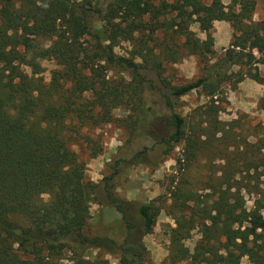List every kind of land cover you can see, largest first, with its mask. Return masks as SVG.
<instances>
[{
  "label": "trees",
  "instance_id": "trees-1",
  "mask_svg": "<svg viewBox=\"0 0 264 264\" xmlns=\"http://www.w3.org/2000/svg\"><path fill=\"white\" fill-rule=\"evenodd\" d=\"M92 1L0 0V264H55L63 260L69 264H151L143 238L152 232L160 210L151 201L124 200L116 192L118 175L139 164L133 161L140 154H135L133 161L116 159L108 166L109 173L94 183L86 179L85 164L74 147L80 149L83 143L91 146L90 134L112 122L113 111L121 107L134 115L130 134L136 137L138 125L143 128L148 124L145 96L151 93L159 97L169 114L160 124L155 116L148 130H143L153 140L151 151L156 154L154 161L144 164L156 167L180 142L184 143L186 160H191L200 152L202 139L223 131L215 117L220 110L205 105L202 122L189 125L185 117L173 112L178 100L197 90H207L212 98L216 88L213 77L224 78L233 65L247 67L263 61L264 19L253 20L255 0H228L227 5L222 0L209 4L203 0H96L94 5ZM156 5L180 19L168 25L167 31L172 29L189 38L188 25L198 23L206 39L184 42L190 51L198 47L212 54L213 23L230 24V49L211 66L210 77L171 85L159 63L139 67L113 53L112 44L128 40L140 27L139 20L152 15ZM98 20L104 38L93 28ZM152 27L162 29L164 21ZM81 36L92 40L89 52L122 67L132 80L110 81L102 76L101 67L84 64L86 49ZM45 39L50 44L43 47ZM103 41L109 43L103 45ZM43 60H53L61 68L51 73L47 84L41 77ZM244 76L264 86V77ZM257 108L264 112V96ZM258 160L259 164L247 165V175L250 170L254 175L259 167L264 170V155ZM261 176L264 173L255 178ZM256 188L235 181V185L217 191L203 209H198L195 195L188 194L186 202L178 205L179 218H173L167 264H241L244 257L249 264H264L261 208L247 210L242 194H256ZM174 190L173 203L180 198L182 187L176 185ZM44 194L50 196L47 203L40 201ZM92 203L111 207L120 215V242L84 234ZM14 216L23 223L12 221ZM196 228L201 238L190 251L183 242ZM92 252L96 255L90 260ZM104 255L119 258L112 263Z\"/></svg>",
  "mask_w": 264,
  "mask_h": 264
},
{
  "label": "rangeland",
  "instance_id": "rangeland-1",
  "mask_svg": "<svg viewBox=\"0 0 264 264\" xmlns=\"http://www.w3.org/2000/svg\"><path fill=\"white\" fill-rule=\"evenodd\" d=\"M95 1H92L93 5ZM210 1L203 0L205 4H209ZM222 2L225 5L229 3L228 0H222ZM255 2L253 20L258 21L264 19V0H255ZM156 3L158 4V2ZM155 15L161 16L158 17V20H153ZM163 21L162 29L152 27H156V23L161 24ZM179 21L178 17L166 14L156 5L152 15L144 16L139 20L140 27L128 40H117L112 44V51L117 56L132 60L139 67H153L159 63L163 77H166L171 85H181L198 78L210 77L211 66L216 65L217 60L230 49L232 39L230 24L223 21L213 23L210 34L214 40L217 39L216 50L210 47V50L213 51L212 54H206L198 47H192L190 51L189 48L183 46V43L190 39L199 42L205 41L206 36L200 31L198 23L193 21L188 25L189 38L183 35L179 36L174 33L175 30H166L168 25ZM101 27V21L94 22L93 28L96 31L99 30L100 37L104 38V33L100 30ZM80 42L86 49L82 60L84 64L88 63V67H101L102 76L110 81L129 82L132 80L133 76L122 67L117 64H108L104 59L89 52L93 43L89 37L81 36ZM108 43L103 41L102 44L107 45ZM49 44L50 40L41 41L43 47ZM206 45L207 43L201 46ZM255 57L259 58V55L255 53ZM262 60L261 63L247 67L233 65L229 74L224 78L213 77L212 80L216 82V88L213 90L215 96L212 98L207 96V90H197L178 100L173 112L185 117L189 125L202 122L205 105L212 104L215 105L213 106L216 107L215 110H220L214 115L221 123L223 131L215 136L211 135L206 140L202 139L200 152H197L191 160H186L184 143L180 142L174 144L163 155L156 167H148L144 164L154 161L156 154L151 151L153 140L146 137L143 130H148L149 121L155 116L158 117L159 121L157 122L160 124L169 114L159 97L151 93H146L145 96V107L149 108L145 111L148 124L146 123L143 128H139L140 125H138L136 137H132L130 134L134 115L129 114L128 110L121 107L113 111L114 120L112 122L100 125L90 134L93 140L91 146L88 147L83 143L80 149L74 147L79 160L85 164L86 179L92 181L91 178H93L92 182L94 183L99 182L103 176L109 173L108 166L116 159L133 161L135 154H140L133 161L140 162L139 164L136 163L118 175L116 192L124 200L140 203L151 201L160 210L152 232L143 238V244L151 264H167L170 230L175 227L173 218H179L178 205L185 203V198L190 193L195 195L193 198L199 205L198 209H203L210 205L216 197L217 191L224 189L226 185H235V181L241 185L249 184L255 187L257 185L258 188L254 191L256 194L245 191H242V194L245 208L247 210H252L255 207L261 208L260 215L264 219V177L261 176L259 180L255 178L258 174L264 173V170L259 167L258 174L254 175L252 170L248 175L245 171L247 165L259 164L258 159L264 155V149H262L264 147V112L251 102L243 103L241 101L242 98L249 97L251 93V88L246 85L255 86L254 83H256L244 74L251 73L254 76L264 77V56H262ZM40 65L43 70L41 77L45 84L49 83L53 71L61 69L53 60L40 61ZM241 82L245 86H242L240 90ZM211 101H215V103ZM225 101H227L226 104ZM243 105H247V110L240 109ZM194 127L197 129V126ZM151 128L152 131H155L154 127ZM212 132L213 129H211ZM248 177H252V179H247ZM176 185L182 187V194L179 199H174L176 202L173 203L172 193L175 191ZM49 199L50 196L44 194L40 201L47 203ZM188 205L191 206L192 203ZM89 213L90 219L84 229L85 235L108 236L120 242L123 226L120 215L113 208L92 203ZM11 220L23 223L16 216L11 217ZM200 238L201 233L196 228L184 240L183 244L192 251ZM95 255V252L90 253L89 259L93 260ZM68 256L69 254H65V257ZM103 258L117 263L119 256L104 255ZM240 263L249 264L246 257L242 258ZM55 264L69 263L67 260H63Z\"/></svg>",
  "mask_w": 264,
  "mask_h": 264
},
{
  "label": "crops",
  "instance_id": "crops-1",
  "mask_svg": "<svg viewBox=\"0 0 264 264\" xmlns=\"http://www.w3.org/2000/svg\"><path fill=\"white\" fill-rule=\"evenodd\" d=\"M216 45H217V39L215 38L214 40V46L213 49L216 50ZM256 52H254L255 54ZM255 86L252 85H246V87L251 88V93L249 94V97H244L241 99L243 103L251 102L253 105H257L258 100L264 96V86L254 83ZM242 86H245L242 82L239 84V89L241 90ZM248 96V95H247ZM245 108V109H244ZM242 110H247V105H243L240 107ZM93 181V178H91Z\"/></svg>",
  "mask_w": 264,
  "mask_h": 264
}]
</instances>
